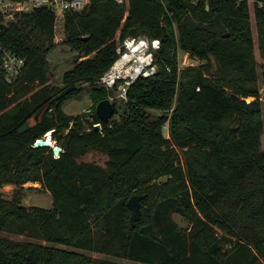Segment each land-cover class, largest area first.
I'll return each mask as SVG.
<instances>
[{
	"label": "trees",
	"instance_id": "trees-1",
	"mask_svg": "<svg viewBox=\"0 0 264 264\" xmlns=\"http://www.w3.org/2000/svg\"><path fill=\"white\" fill-rule=\"evenodd\" d=\"M261 1L254 0V15L264 57ZM195 2L91 0L81 10L67 9L65 42L77 53L62 87L49 74L54 9L44 4L22 12L3 29L0 11L1 44L25 59L10 82L0 49V187L17 185L13 198L0 194V264L264 261V118L250 3ZM139 36L160 40L153 48L156 70L128 87L120 120L103 121L96 105L113 90L101 77L126 39ZM179 49L207 61L181 67ZM75 82L76 90L57 98ZM87 87L95 102L92 119L66 112L65 100ZM50 130L62 146L59 156L52 146H34ZM89 152L100 153L103 162L80 160ZM30 180L52 193L53 206L23 203ZM134 193L145 196L132 227Z\"/></svg>",
	"mask_w": 264,
	"mask_h": 264
},
{
	"label": "rangeland",
	"instance_id": "rangeland-1",
	"mask_svg": "<svg viewBox=\"0 0 264 264\" xmlns=\"http://www.w3.org/2000/svg\"><path fill=\"white\" fill-rule=\"evenodd\" d=\"M198 2V0H195ZM195 2V3H196ZM250 7H251V19H252V26L254 31V37L256 41L255 46V53L258 60L257 69H258V77H259V86L262 89L261 99H262V108H263V118H264V57L262 56L259 47H258V32H257V25L254 15V0H249ZM4 22L8 23L12 20H19L21 17L22 12L16 11V10H3L1 11ZM67 38V30H66V24H65V12L56 14V25H55V47L52 48L49 52V60H50V78L51 82L53 84H56L58 86H64L63 82V76L64 73L71 69L74 65V57L77 53L76 50H74L69 44L65 42ZM127 52L130 53L131 56H133L132 60L130 62H126L125 66H122L120 68L121 74L127 75L128 69L131 67L132 64H134L135 57H138V54L132 51V47L129 46L126 42H124L123 47ZM179 62L181 67H186L189 65H201L202 63H205L207 60L200 58L198 56H192L189 52L179 49ZM94 55V54H92ZM133 62V63H132ZM216 68V62L214 61V69ZM143 74V73H142ZM145 75V74H143ZM130 76H128L129 78ZM126 85V76L125 78L119 79L115 86L109 87V89H112V95L110 97L112 99L117 100L116 109H120L119 112H116L111 120H120L121 119V111L123 110L124 103L126 100H128V94L127 97L122 96L123 86ZM90 87H87L79 94L72 95L68 97L64 104L63 109L71 114H84L86 110H92L94 111V100L92 99L90 95ZM255 99V96H249L247 97L248 101H251ZM159 110H156V113H159ZM37 115L36 117H38ZM93 113L88 117L92 119ZM35 121V118L32 119V122ZM164 131L165 135L169 137V121H167L164 124ZM55 145L58 143L56 139H54ZM62 144V142H60ZM53 147V145H52ZM262 147L264 149V140H262ZM56 155V154H55ZM57 156V155H56ZM103 156L98 152H89L85 155H82L80 157V160H97L100 162H103ZM167 177L164 176L161 178V181L166 180ZM25 187L24 192L22 194L23 196V203L26 206H44V207H51L53 206V196L52 193L47 190L46 188L42 187V184L38 181H28L23 184ZM17 188V185L14 183H6L0 187V194L4 196L5 198L11 199L14 196L15 190ZM175 220L182 226L186 227L188 226V221L179 213L173 214ZM222 232L221 230H219ZM8 233V232H7ZM9 236H12L16 239H31L26 235H17V234H8ZM32 240H36L33 239ZM45 242V241H44ZM81 250V249H79ZM84 253L88 255H92L93 257L98 258H112L116 260H124L129 263H136L133 260L130 259H124L119 257H114L105 253H100L96 251L86 250L82 249ZM261 264H264V261H262Z\"/></svg>",
	"mask_w": 264,
	"mask_h": 264
},
{
	"label": "built area",
	"instance_id": "built-area-1",
	"mask_svg": "<svg viewBox=\"0 0 264 264\" xmlns=\"http://www.w3.org/2000/svg\"><path fill=\"white\" fill-rule=\"evenodd\" d=\"M91 0H0V11L3 10H16L20 12H29L35 9L38 6L47 4L50 6L56 14L66 12L67 9L81 10L86 7ZM119 3H124L127 0H117ZM260 5L264 6V2H260ZM134 41L135 43H140L141 46L139 49L132 51L138 54V57H135L134 64L131 65L128 69V74H121L120 68L114 69L116 64L125 56L127 52L123 47L118 48L120 57L116 60L113 66L101 77L100 82L106 85L108 88L115 86L119 79L125 78L126 76V85L123 86L122 96L127 97L128 87L133 83V81L140 75H150L156 70V65L154 64V49L160 45V40H150L146 36L131 37L126 39V43ZM157 41V43H156ZM138 44L131 46L134 48ZM0 49L3 51V66L6 71V79L10 82L14 81L19 74L21 73L24 65L25 59L18 56L15 52L4 47L0 42ZM130 54V53H129ZM133 57V56H132ZM132 60V59H131ZM129 60L128 62H130ZM127 62V61H126ZM126 62L123 64L125 66ZM133 63V62H132ZM139 67L138 72L135 69ZM128 76H130L128 78ZM60 155V154H59Z\"/></svg>",
	"mask_w": 264,
	"mask_h": 264
},
{
	"label": "water",
	"instance_id": "water-1",
	"mask_svg": "<svg viewBox=\"0 0 264 264\" xmlns=\"http://www.w3.org/2000/svg\"><path fill=\"white\" fill-rule=\"evenodd\" d=\"M7 26L6 22H2L1 23V28H5ZM230 34V32H226L224 35L228 36ZM83 39H88L89 35H83L81 36ZM79 86V83H72L71 85L65 87L58 95L57 98H61L63 96L68 95L70 92L74 91L77 89V87ZM262 93V89L260 90ZM116 104H117V100L116 99H112L110 96L106 97L102 100H100L97 105H96V112L98 113V115L100 116V118L103 121H110L112 116L115 114V110H116ZM93 113L92 110H86L84 112V115L86 118H88L91 114ZM32 123V119L29 120L21 129L20 131H23L25 129H27L29 127V125ZM97 127L100 126V123L96 124ZM53 132V131H52ZM47 135V134H46ZM45 136L40 137L34 144V146H52L53 145V149L54 152L57 156H59L60 152L62 151V146L60 145H55L51 143V140ZM53 136V133H52ZM262 140H264V134L262 136ZM144 194H140V193H134L129 201H128V205L131 209V217H130V222L132 227L136 226L138 220L141 218L142 216V198H144Z\"/></svg>",
	"mask_w": 264,
	"mask_h": 264
},
{
	"label": "bare ground",
	"instance_id": "bare-ground-1",
	"mask_svg": "<svg viewBox=\"0 0 264 264\" xmlns=\"http://www.w3.org/2000/svg\"><path fill=\"white\" fill-rule=\"evenodd\" d=\"M156 43H157V41H156ZM135 44H138V45L135 46V47L132 48V49H134V50L139 49V47L141 46L140 43H135L134 41H132V42L130 43L131 46H134ZM131 59H133L132 56H131L129 53H127V54H126L125 56H123V58H122V59L116 64V66L114 67V69L122 68V66H124L123 64H124L126 61H129V60H131ZM138 69H139V67H137V68L135 69V71L138 72ZM52 133H53V132L50 130L49 132L46 133V134H47L46 137H48V138L51 140V143L53 144V143H55V142H54V139H53Z\"/></svg>",
	"mask_w": 264,
	"mask_h": 264
},
{
	"label": "flooded vegetation",
	"instance_id": "flooded-vegetation-1",
	"mask_svg": "<svg viewBox=\"0 0 264 264\" xmlns=\"http://www.w3.org/2000/svg\"><path fill=\"white\" fill-rule=\"evenodd\" d=\"M94 111H95V109H94ZM94 111H93V114H94Z\"/></svg>",
	"mask_w": 264,
	"mask_h": 264
},
{
	"label": "crops",
	"instance_id": "crops-1",
	"mask_svg": "<svg viewBox=\"0 0 264 264\" xmlns=\"http://www.w3.org/2000/svg\"><path fill=\"white\" fill-rule=\"evenodd\" d=\"M55 142V141H54ZM53 144H55V143H53Z\"/></svg>",
	"mask_w": 264,
	"mask_h": 264
}]
</instances>
